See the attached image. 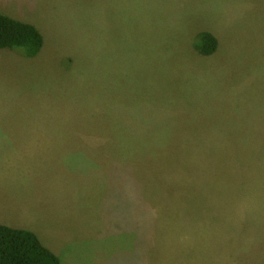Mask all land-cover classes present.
I'll use <instances>...</instances> for the list:
<instances>
[{"label":"rangeland","instance_id":"obj_1","mask_svg":"<svg viewBox=\"0 0 264 264\" xmlns=\"http://www.w3.org/2000/svg\"><path fill=\"white\" fill-rule=\"evenodd\" d=\"M0 12L44 38L0 50V224L61 264H264V0Z\"/></svg>","mask_w":264,"mask_h":264},{"label":"trees","instance_id":"obj_2","mask_svg":"<svg viewBox=\"0 0 264 264\" xmlns=\"http://www.w3.org/2000/svg\"><path fill=\"white\" fill-rule=\"evenodd\" d=\"M43 46L44 38L35 26L0 12V50L9 49L25 58H35ZM218 46V39L208 32L199 33L194 40L195 50L205 57L213 55ZM0 264H61V261L34 232L0 224Z\"/></svg>","mask_w":264,"mask_h":264},{"label":"crops","instance_id":"obj_3","mask_svg":"<svg viewBox=\"0 0 264 264\" xmlns=\"http://www.w3.org/2000/svg\"><path fill=\"white\" fill-rule=\"evenodd\" d=\"M29 24H31V23H29ZM1 219H4L3 217L1 218ZM7 221H5L4 223H6ZM1 225H5V224H1Z\"/></svg>","mask_w":264,"mask_h":264}]
</instances>
